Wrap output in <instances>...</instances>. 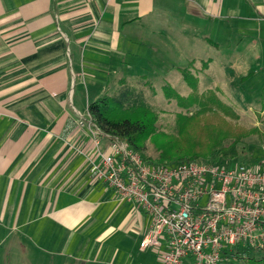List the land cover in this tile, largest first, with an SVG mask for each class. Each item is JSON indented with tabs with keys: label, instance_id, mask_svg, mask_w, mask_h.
Returning a JSON list of instances; mask_svg holds the SVG:
<instances>
[{
	"label": "crops",
	"instance_id": "obj_1",
	"mask_svg": "<svg viewBox=\"0 0 264 264\" xmlns=\"http://www.w3.org/2000/svg\"><path fill=\"white\" fill-rule=\"evenodd\" d=\"M172 6L230 24L253 47L264 38V0H0V262L112 264L100 250L86 258L79 232L117 208L119 229L134 223L141 244L148 217L90 175L88 108L103 96L84 100L73 87H108L135 55V31Z\"/></svg>",
	"mask_w": 264,
	"mask_h": 264
},
{
	"label": "rangeland",
	"instance_id": "obj_2",
	"mask_svg": "<svg viewBox=\"0 0 264 264\" xmlns=\"http://www.w3.org/2000/svg\"><path fill=\"white\" fill-rule=\"evenodd\" d=\"M228 25L196 17L180 7H169L167 13H156L141 30L135 31L134 40L140 42L130 48L135 55L126 52L124 64L121 59L109 73L108 87L74 86V92L84 100L86 96L113 95L119 89L118 76H125L130 83L149 82L155 91L152 96L147 92L158 113V127L167 134L178 131L179 114L192 115L198 110V106L189 110L180 107L176 96L217 98L221 103L217 111L200 116L189 125V141L205 150L211 144L213 132L236 133L244 137L237 146L236 163L258 168L264 161V38L253 47L252 40L238 38ZM223 107L238 118L226 116ZM232 142L227 141L226 146ZM147 147V156L156 158L153 146L147 143ZM118 210L99 215L94 219L96 224L79 232L89 246L85 257H93L92 252L100 250V258L108 257L112 264H151L154 256L140 249L134 223L119 229L125 214ZM262 256V252L256 251L243 254L250 259ZM221 264L246 263L224 260Z\"/></svg>",
	"mask_w": 264,
	"mask_h": 264
},
{
	"label": "built area",
	"instance_id": "obj_3",
	"mask_svg": "<svg viewBox=\"0 0 264 264\" xmlns=\"http://www.w3.org/2000/svg\"><path fill=\"white\" fill-rule=\"evenodd\" d=\"M91 129L97 157L91 178L148 217L140 247L155 252L157 264H221L224 252L238 246L264 251V161L258 168L152 165L127 142Z\"/></svg>",
	"mask_w": 264,
	"mask_h": 264
},
{
	"label": "trees",
	"instance_id": "obj_4",
	"mask_svg": "<svg viewBox=\"0 0 264 264\" xmlns=\"http://www.w3.org/2000/svg\"><path fill=\"white\" fill-rule=\"evenodd\" d=\"M187 74L184 72L186 77ZM195 80H192L193 83ZM147 91L151 93V96L154 95V88L149 82L130 83L127 79L120 80L119 89L113 95H105L89 105L88 111L93 128L110 140L127 142L145 162L152 165L236 162L239 155L237 146L243 140V136L232 132L227 134L213 132L211 144L205 150H200L195 142L189 141V125L200 116L217 111L221 105L217 98L204 100L176 96L180 107L189 110L193 106H198V110L192 115L179 114L177 116L178 131L176 134H167L160 131L158 127V113L154 104L150 102L151 96ZM223 109L226 111V116L238 118L232 110H227L226 107ZM229 140L233 142L226 146ZM147 143L153 146L157 154L156 158L147 156ZM246 251L252 250L234 247L224 252L223 259L225 262L237 260L246 264H264V251L259 259L243 257Z\"/></svg>",
	"mask_w": 264,
	"mask_h": 264
}]
</instances>
